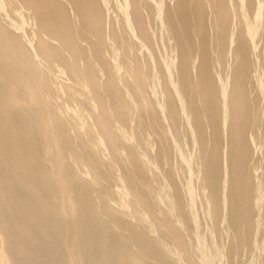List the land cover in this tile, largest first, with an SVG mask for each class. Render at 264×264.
<instances>
[{
  "label": "bare ground",
  "instance_id": "6f19581e",
  "mask_svg": "<svg viewBox=\"0 0 264 264\" xmlns=\"http://www.w3.org/2000/svg\"><path fill=\"white\" fill-rule=\"evenodd\" d=\"M0 264H264V0H0Z\"/></svg>",
  "mask_w": 264,
  "mask_h": 264
}]
</instances>
